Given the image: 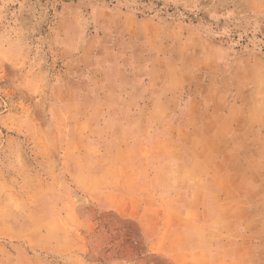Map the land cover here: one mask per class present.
Here are the masks:
<instances>
[{
  "label": "rangeland",
  "instance_id": "obj_1",
  "mask_svg": "<svg viewBox=\"0 0 264 264\" xmlns=\"http://www.w3.org/2000/svg\"><path fill=\"white\" fill-rule=\"evenodd\" d=\"M0 264H264V0H0Z\"/></svg>",
  "mask_w": 264,
  "mask_h": 264
}]
</instances>
